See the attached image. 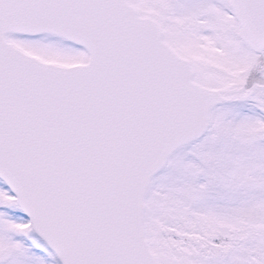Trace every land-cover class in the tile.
I'll return each instance as SVG.
<instances>
[{"label":"snow or ice","instance_id":"obj_1","mask_svg":"<svg viewBox=\"0 0 264 264\" xmlns=\"http://www.w3.org/2000/svg\"><path fill=\"white\" fill-rule=\"evenodd\" d=\"M0 264H264V0H0Z\"/></svg>","mask_w":264,"mask_h":264}]
</instances>
